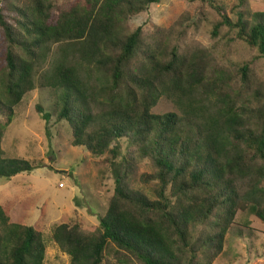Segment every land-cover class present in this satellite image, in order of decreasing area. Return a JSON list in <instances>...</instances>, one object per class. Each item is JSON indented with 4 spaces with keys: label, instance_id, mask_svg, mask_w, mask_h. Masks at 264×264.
Listing matches in <instances>:
<instances>
[{
    "label": "trees",
    "instance_id": "trees-1",
    "mask_svg": "<svg viewBox=\"0 0 264 264\" xmlns=\"http://www.w3.org/2000/svg\"><path fill=\"white\" fill-rule=\"evenodd\" d=\"M160 1L22 0L17 8L0 0V177L35 169L4 157L2 134L54 44L60 57L43 79L57 92L56 121L70 125L73 146L105 157L112 169L114 191L99 224L53 230L70 264H214L238 210L250 206L264 223V83L248 64L234 69L199 44H181L187 16L150 35L129 29L131 17ZM200 1L220 17L214 36L223 26L236 29L264 56L263 12H250L248 0H240L234 19L224 4ZM163 96L188 101V116V110L199 115V97L214 112L203 115L199 107L194 134L175 112H152ZM97 99L100 113L93 112ZM37 111L49 123L52 114ZM123 138L131 148L125 155ZM137 158L149 161L150 173H140ZM245 179L249 190L242 195L237 181ZM8 221L0 204V264H43V234Z\"/></svg>",
    "mask_w": 264,
    "mask_h": 264
},
{
    "label": "rangeland",
    "instance_id": "rangeland-1",
    "mask_svg": "<svg viewBox=\"0 0 264 264\" xmlns=\"http://www.w3.org/2000/svg\"><path fill=\"white\" fill-rule=\"evenodd\" d=\"M55 1L64 4L70 0ZM8 2L17 8L22 5V0ZM216 2L224 4L234 19L237 11L241 10L238 8L240 0ZM246 8L252 13H264V0H248ZM182 16L188 19L183 25L185 35L181 37V44H199L208 49L218 63L234 69L248 64L263 85L264 56L237 38L236 29L223 26L214 36V26L220 17L207 3L200 0H161L131 17L128 26L130 30L141 27L145 35H150L160 29H169ZM60 53L58 45H52L46 59L36 66L35 88L14 108L13 122L2 134L4 157L28 160L35 169L10 179L0 177V204L6 209L8 224L32 225L43 234L46 244L43 264H70V256L53 240V230L62 223L73 222L83 223L87 230L93 229L104 216L115 185L111 167L102 163L105 157H94L86 147L73 146L70 125L66 121H56L57 92L45 86L43 74L53 66ZM98 80L94 77L93 84L101 87ZM101 101L93 102L94 113L101 112ZM187 102L163 96L152 112L159 115L175 112L184 130H192L195 134L201 122L199 107L205 109H201L203 115L214 111L209 102H203L199 97L196 101L199 115L196 118L188 110V116L183 111V104ZM37 106L52 114L49 123L41 118ZM120 143L125 155L131 148L124 138ZM137 160L140 173H150L149 161ZM249 184L248 179L237 181L242 195L249 190ZM136 187L150 192L145 185L137 184ZM3 227L0 225V235L4 234ZM214 264H264V223L250 206L244 211L238 210L226 236L224 250Z\"/></svg>",
    "mask_w": 264,
    "mask_h": 264
}]
</instances>
